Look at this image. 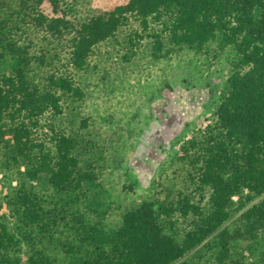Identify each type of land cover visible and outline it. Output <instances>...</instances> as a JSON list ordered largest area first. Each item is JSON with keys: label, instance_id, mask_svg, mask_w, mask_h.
Segmentation results:
<instances>
[{"label": "trees", "instance_id": "16d2710c", "mask_svg": "<svg viewBox=\"0 0 264 264\" xmlns=\"http://www.w3.org/2000/svg\"><path fill=\"white\" fill-rule=\"evenodd\" d=\"M46 1L56 0H0V6H15L21 20L37 28L34 18ZM42 30V40L65 47V62L38 51L29 40L20 47L0 40V65L10 64L11 69L9 75L0 73V117L6 115L13 124L4 134L0 131V139L7 135L15 148L2 169L5 177L17 176L19 186L7 200L21 225L17 233H10L0 215V264H21V245L32 252L26 264H51L32 241L38 232L53 234L62 220L56 209L44 211L46 198L35 186L45 181L56 197L78 190L79 162L74 154L80 143L49 122L42 126L40 118L47 113L59 116L66 101H83L84 94L68 71L85 69L93 49L122 31H130L131 47L147 36L158 58H170L174 49L202 53L216 45L221 51L229 48L234 59L212 125L187 144L200 164L191 182L193 193L168 204L144 203L125 214L108 251L95 249L83 264H176L210 237L217 243V264H225L233 243L264 236V0H128L99 27L58 19L48 21ZM34 129L49 131L54 157L35 145ZM243 192L247 202L262 199L229 223L231 199ZM194 193L208 195L204 215ZM174 216L203 217V224L178 238L162 230L163 223L173 227ZM87 233L94 235L95 230Z\"/></svg>", "mask_w": 264, "mask_h": 264}, {"label": "rangeland", "instance_id": "374dc122", "mask_svg": "<svg viewBox=\"0 0 264 264\" xmlns=\"http://www.w3.org/2000/svg\"><path fill=\"white\" fill-rule=\"evenodd\" d=\"M127 2L46 1L34 18L37 28L29 20H21L15 6H0V25L4 26L0 40L7 46L19 47L29 40L38 51H47L65 62V47L42 40V29L48 21L67 19L99 27ZM129 33L122 31L115 39L94 48L85 69L68 71L84 94L82 102L66 101L59 116L47 113L40 118L42 126L49 122L57 132L77 138L80 143L74 154L79 162L78 190L56 197L45 181L35 186L46 198L44 211L56 209L62 220L53 234L41 236L38 232L32 241L36 251L51 264H83L95 249L108 251L109 241L125 214L152 201L175 202L193 191L191 182L200 164L187 144L199 139L214 121L219 95L234 59L232 51L209 45L202 53L174 49L170 58H158L147 36L136 47L129 46ZM10 71V64L0 65V73L9 75ZM27 76L36 83L35 75ZM12 125L2 114L0 131L4 134ZM32 131L35 145L54 157L49 131ZM14 149L10 137L0 139V215L5 217L10 233H17L21 227L12 217L7 200L19 185L16 175L4 176L2 165L8 155H14ZM199 194L192 196L204 215L208 195ZM247 197L243 192L231 199L233 216L229 223L262 199L247 202ZM172 222L171 228L163 223L162 230L179 238L201 226L203 217L182 220L174 216ZM94 230V235L85 234ZM31 254L21 245V264H26ZM216 258L217 243L210 237L176 264H217ZM225 264H264V236L233 243Z\"/></svg>", "mask_w": 264, "mask_h": 264}]
</instances>
